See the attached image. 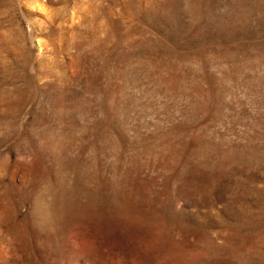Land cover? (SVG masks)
I'll return each instance as SVG.
<instances>
[{
    "label": "rangeland",
    "instance_id": "374dc122",
    "mask_svg": "<svg viewBox=\"0 0 264 264\" xmlns=\"http://www.w3.org/2000/svg\"><path fill=\"white\" fill-rule=\"evenodd\" d=\"M0 264H264V0H0Z\"/></svg>",
    "mask_w": 264,
    "mask_h": 264
}]
</instances>
